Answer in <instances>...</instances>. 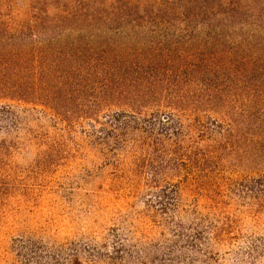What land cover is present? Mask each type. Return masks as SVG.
<instances>
[{
  "label": "rangeland",
  "instance_id": "rangeland-1",
  "mask_svg": "<svg viewBox=\"0 0 264 264\" xmlns=\"http://www.w3.org/2000/svg\"><path fill=\"white\" fill-rule=\"evenodd\" d=\"M79 1L0 0V12L15 26L36 3L53 14L77 10ZM240 29L255 33L254 25L227 23L219 32L225 46H55L57 62L73 52L78 58L68 61L84 64L116 53L156 68L129 89L151 105L136 113L99 104L101 123L68 126L0 90V264H264V46H236ZM38 47L29 46L32 60L43 54ZM11 49L0 46V57L14 60ZM2 62L4 84L16 72ZM84 81L72 102L81 110L103 94ZM180 94L204 99L201 124L160 107ZM118 110L129 126L107 117ZM176 167L174 208H148L142 178Z\"/></svg>",
  "mask_w": 264,
  "mask_h": 264
},
{
  "label": "trees",
  "instance_id": "trees-1",
  "mask_svg": "<svg viewBox=\"0 0 264 264\" xmlns=\"http://www.w3.org/2000/svg\"><path fill=\"white\" fill-rule=\"evenodd\" d=\"M86 1L80 0L77 10L58 8L59 12L53 14L43 4L36 3L29 20L15 26L0 12V46H13L9 53L14 59L5 61L0 57L1 66L16 72L15 79L0 83L5 98L46 107L68 126L84 118L101 123L99 104L110 108L127 106L136 113L150 104L153 101L150 98L130 96L129 89L137 82L153 79L156 68L141 61L126 64L129 61L125 55L116 53L109 54L110 58L103 53L100 62L84 64L68 61L78 58L73 52L57 62L59 51L55 46H225L222 34L227 23L255 26V33L240 29L243 32L236 46H264V0H181L180 3L179 0H112L110 3L92 0L89 4ZM91 4H94L92 9ZM29 46H40L36 51L42 50L43 54L32 60ZM47 55H50L48 66L43 63ZM84 80L96 81V88L103 93L94 108L87 110L72 104L88 86L83 84ZM161 103L160 107L192 114V123L201 124L198 114L203 98L180 94L163 98ZM122 116L125 112L118 110L107 117L115 126H129ZM174 122L163 124L164 129H170ZM110 131L108 134L112 135L114 132ZM175 132L181 135L180 129ZM160 142H156L155 149ZM177 170L178 167L172 168L171 174L152 172L148 178H142L151 192L150 200L146 201L148 208L154 207L153 202L166 210L174 208L180 188L169 181L175 179L172 173ZM164 183L168 185L163 186Z\"/></svg>",
  "mask_w": 264,
  "mask_h": 264
}]
</instances>
